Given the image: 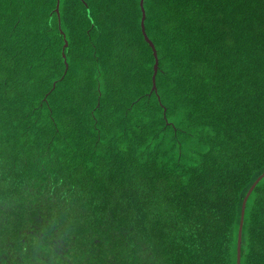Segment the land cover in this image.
<instances>
[{"label":"trees","instance_id":"obj_1","mask_svg":"<svg viewBox=\"0 0 264 264\" xmlns=\"http://www.w3.org/2000/svg\"><path fill=\"white\" fill-rule=\"evenodd\" d=\"M58 1L0 0V264H237L264 0H144L156 90L140 0ZM241 231L264 264V176Z\"/></svg>","mask_w":264,"mask_h":264},{"label":"water","instance_id":"obj_2","mask_svg":"<svg viewBox=\"0 0 264 264\" xmlns=\"http://www.w3.org/2000/svg\"><path fill=\"white\" fill-rule=\"evenodd\" d=\"M57 1L56 4V12L57 15L59 16V1ZM144 0H140V6H141V10H142V18H141V30L144 34V37L146 39V41L149 43V45L151 46L152 50H153V55L155 58V62L153 65V75H152V89L156 90V85H155V75L157 73L158 70V56H157V51L155 49L154 44L152 43V41L148 38L146 32H145V25H144V20H145V10H144V6H143ZM66 42H65V46H66ZM63 56L65 57V55L63 54ZM67 66V65H66ZM264 176V172H262V174L255 180V182L252 184V186L249 188V190L247 191L244 199H243V203H242V209H241V217H240V224H239V230H238V245H237V264H240V246H241V230H242V225H243V219H244V212H245V206H246V201L250 195V193L252 192L253 188L255 187V185L258 183V181Z\"/></svg>","mask_w":264,"mask_h":264}]
</instances>
